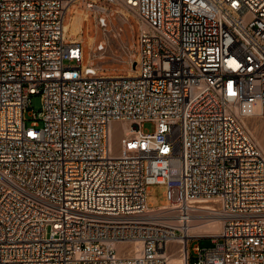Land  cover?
<instances>
[{
    "label": "built area",
    "instance_id": "1",
    "mask_svg": "<svg viewBox=\"0 0 264 264\" xmlns=\"http://www.w3.org/2000/svg\"><path fill=\"white\" fill-rule=\"evenodd\" d=\"M84 1L134 14V74L84 62L77 0H0V264H264V0Z\"/></svg>",
    "mask_w": 264,
    "mask_h": 264
},
{
    "label": "rangeland",
    "instance_id": "2",
    "mask_svg": "<svg viewBox=\"0 0 264 264\" xmlns=\"http://www.w3.org/2000/svg\"><path fill=\"white\" fill-rule=\"evenodd\" d=\"M78 4V5H77ZM79 11L83 9L89 14L84 19L83 32L80 34L85 49V60L88 62L89 57L94 64L101 70L103 74H126L131 69V62L137 55V36L138 23L133 13L127 9L109 5L104 12H98L93 8H88L84 0L77 2L70 9L71 14L67 16L69 24L72 20L73 11L76 7ZM128 12V17L124 15V11ZM87 19V20H86ZM94 38L90 46V38ZM70 38V37H69ZM72 39V38H71ZM42 108L41 95L39 93L31 96L30 109L39 112ZM255 116V115H254ZM247 117L245 119L249 130L264 147V117ZM27 119H31L30 112L25 113ZM29 123V121L27 122ZM144 128L149 131L155 129V124L151 121L144 123ZM147 203L149 206H159L168 203L165 187L162 184H152L148 190ZM201 247H211L214 242L211 238L193 239L191 245L198 244ZM181 256H175L172 262L180 264ZM195 257H192L194 260Z\"/></svg>",
    "mask_w": 264,
    "mask_h": 264
},
{
    "label": "bare ground",
    "instance_id": "3",
    "mask_svg": "<svg viewBox=\"0 0 264 264\" xmlns=\"http://www.w3.org/2000/svg\"><path fill=\"white\" fill-rule=\"evenodd\" d=\"M77 2H79V0H77ZM73 13L74 14L72 16L71 22L69 24H66L68 22V20H69L68 19L66 21V23H65V34H66L67 37H70V38L75 39V40H79L80 37H81L80 34H82V32H83V28H82V32H81L82 20L84 18H88L89 14L84 9H83L82 12H80L78 6L74 9ZM70 14H71V11L69 12V17H70ZM124 15L126 17H128L129 14H128V12L124 11ZM93 40H94V38L91 37L90 38V43H89L90 46L92 45ZM90 57H89V60L93 61L92 59H90ZM128 73H129V75H132V74L135 73V71L131 68V69L128 70ZM254 117H257V115H255ZM118 138L119 137L117 136V139ZM263 149H264V147H263ZM207 207L213 208L214 205L213 204H208ZM220 229H221V220H220V218L216 217V216L215 217L212 216V217H208L206 220L201 221V222L197 223L196 225H194L191 228V230L189 231V233L190 234H194V235H197V234H217L220 231ZM175 256H179V255H171L170 264H173L172 259H175V258H173ZM180 259H181L180 264H183V258L180 257ZM174 264H177V263L174 262Z\"/></svg>",
    "mask_w": 264,
    "mask_h": 264
},
{
    "label": "crops",
    "instance_id": "4",
    "mask_svg": "<svg viewBox=\"0 0 264 264\" xmlns=\"http://www.w3.org/2000/svg\"><path fill=\"white\" fill-rule=\"evenodd\" d=\"M84 19L82 20V23H81V32H82V28H83Z\"/></svg>",
    "mask_w": 264,
    "mask_h": 264
}]
</instances>
